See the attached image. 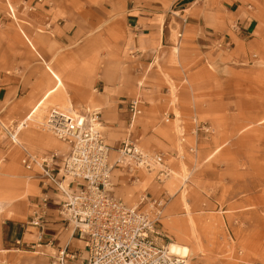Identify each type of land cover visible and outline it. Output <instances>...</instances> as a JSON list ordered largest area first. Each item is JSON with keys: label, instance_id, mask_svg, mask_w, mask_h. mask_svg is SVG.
<instances>
[{"label": "rangeland", "instance_id": "374dc122", "mask_svg": "<svg viewBox=\"0 0 264 264\" xmlns=\"http://www.w3.org/2000/svg\"><path fill=\"white\" fill-rule=\"evenodd\" d=\"M125 3L0 0V89L10 93L0 102V264H20L32 256L12 254L10 261L1 246L4 242L8 247L14 226L19 232L32 228L27 223L44 202L39 182L26 179L22 147L40 156L61 157L70 150L46 129L51 112L62 110L59 105L51 104L42 124L28 120L55 85L48 68L53 69L57 58L62 64L66 54L82 51L77 38L89 45L92 61L100 54L114 62V31ZM255 3L262 28L249 51L221 59L214 51L191 47L179 37L184 19L169 53L164 50L155 67L140 68L144 75L155 71L162 77L160 96L174 119L168 126L172 152L158 153L165 167L146 175L149 182L159 183L167 202L161 222L170 239L164 244L188 247L191 264H264V0ZM63 91L68 96L66 83L53 98ZM73 110L67 114L81 113ZM166 168L170 176L158 182V172Z\"/></svg>", "mask_w": 264, "mask_h": 264}, {"label": "crops", "instance_id": "0c3cea01", "mask_svg": "<svg viewBox=\"0 0 264 264\" xmlns=\"http://www.w3.org/2000/svg\"><path fill=\"white\" fill-rule=\"evenodd\" d=\"M255 2L256 0H126L123 14L119 18L120 26H116L114 31L118 36L113 45L116 50L114 62L101 59L100 54L92 61L89 45L77 38V46L82 44L78 49L82 51L78 50L77 56L73 53L66 54L62 64L57 58L51 62L53 69L49 67L48 70L51 74L55 72L54 69L58 71L55 73L66 83L73 109L76 107L81 110L78 115L94 109L102 111L103 136L113 150L118 149L128 139L147 152L171 153L173 145L170 138L172 140L173 136L168 134V126L174 119L171 118L172 113L168 110L166 100L160 96L161 88L165 85L164 80L155 71H148L144 75L145 72L140 71V68L145 70L149 66L155 67L158 56L164 50H168L166 54L169 53L175 43L176 34L181 32L178 25L184 19L186 24L181 37L191 47L214 51L221 59L234 52L241 54L249 51L258 42L257 37L262 28ZM61 32L64 34L59 31L60 34ZM72 36L75 37V33ZM63 44L66 48L70 47L69 43ZM75 48L74 46L70 49ZM19 85L18 88H21V82ZM9 94L7 89H0V102L8 100ZM28 96L29 94L25 97ZM135 99L141 102L142 114L133 118L128 106ZM167 113H170L169 120L164 119ZM39 139L45 141L44 137ZM69 147L68 154L61 157L57 154L56 171L63 167L69 156L71 146ZM112 154L111 188L108 193L111 198L127 207L139 209H144L141 202L143 197L163 198L159 183L149 182L146 174L151 173H130L116 164V153L113 151ZM27 172L28 181L39 182L30 179L36 172ZM158 182H164L159 174ZM65 185L70 193L81 187L79 183L71 181H66ZM38 187L39 198L47 201L43 228H29L25 232H19L14 226L7 235L5 243H9L8 247L2 243L3 252H9L7 256L10 261L15 259L12 254L32 255L24 257L20 264H48L59 251L67 249L70 253L77 254L80 261L85 263L87 251L82 237L74 234L72 228L59 215L63 195L44 190L40 182ZM158 228L166 241L169 240L168 231L162 222L158 224ZM40 232L43 236L38 244L37 235ZM16 241H22L24 245L15 249ZM32 246L35 247L34 251H30Z\"/></svg>", "mask_w": 264, "mask_h": 264}, {"label": "built area", "instance_id": "2783aa9c", "mask_svg": "<svg viewBox=\"0 0 264 264\" xmlns=\"http://www.w3.org/2000/svg\"><path fill=\"white\" fill-rule=\"evenodd\" d=\"M140 106L141 102L137 99L130 102L128 110L133 118L142 114ZM57 111L51 112L46 129L58 141L71 146L63 167L56 171L57 154L40 156L25 147H22L21 162L29 172L38 171L30 179L39 180L46 191L63 195L59 215L74 234L82 237L87 259L82 263L77 254L63 249L48 264H191L188 258L170 254L168 246L164 244L166 237L158 228L167 205L164 197H143L141 202L144 209H139L127 207L108 194L111 188L110 159L113 151L116 153V164L130 173H153L158 167H165L164 156L144 151L128 139L113 150L103 136L100 109L76 117L63 116ZM164 119L169 120L170 115L165 114ZM15 136L12 139L17 143ZM158 174L164 179L170 176L167 168ZM66 181L79 183L81 187L70 193ZM46 209L45 199L34 211L27 226L42 229ZM42 236V232L37 235L38 244ZM16 245L22 247L24 244L16 241ZM34 250L32 246L31 251Z\"/></svg>", "mask_w": 264, "mask_h": 264}, {"label": "bare ground", "instance_id": "6f19581e", "mask_svg": "<svg viewBox=\"0 0 264 264\" xmlns=\"http://www.w3.org/2000/svg\"><path fill=\"white\" fill-rule=\"evenodd\" d=\"M176 51H178V49H176ZM52 75L55 78V86L52 89H50L45 94V96L32 108L28 120H34L35 122L40 123V124L44 123V119H45L46 114L48 112V108L50 106L56 105V104L59 105L63 110V111L58 110L57 111L58 114H61L63 116H65V115L68 116L67 113H73L74 112L73 105H72L70 99H68L69 96H67V94L64 91H63V93L60 94L61 95L60 97H54L53 98V96L55 94H57L58 92H60L62 90H65V84H64V81L60 75H58L55 72H52ZM55 108H57V107H55ZM64 111H67V112H64ZM50 115H52V114H50ZM71 115H73V114H71ZM47 119H49V118H47ZM15 141H16V138H15ZM168 249H169L170 254H172L174 256H178L180 258L187 259L190 255V249L188 247L182 246V245L177 244V243L169 244Z\"/></svg>", "mask_w": 264, "mask_h": 264}]
</instances>
